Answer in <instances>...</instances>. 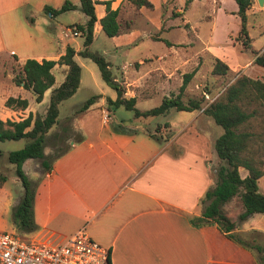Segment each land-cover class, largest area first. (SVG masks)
I'll use <instances>...</instances> for the list:
<instances>
[{"label":"rangeland","instance_id":"374dc122","mask_svg":"<svg viewBox=\"0 0 264 264\" xmlns=\"http://www.w3.org/2000/svg\"><path fill=\"white\" fill-rule=\"evenodd\" d=\"M148 1L152 8L137 9L126 0L115 1L114 5L118 7L116 19L120 24L118 34L113 37L106 36L98 22H95L92 40L87 45L90 52L103 57L112 77L118 83L125 88V77L130 83L128 86L130 91H134L139 100L146 98L144 103L135 105L137 108L156 106L163 96L177 93L182 74L194 67L198 72L186 83L181 100L186 102L190 98H200L201 108L219 97L225 86L238 74L251 78L263 77L264 81V74L259 72L264 68H259L260 66L253 64L251 60L255 52H260L264 48V0L262 4L252 0V4L245 11L251 52L244 51L235 37L239 20L235 11H232L236 9L233 0H191L186 7L185 0ZM96 2L95 14L100 16L103 13V5L100 4L101 0ZM60 4L57 1L41 3L25 1L8 14L0 15V119L3 121L19 120L25 116L22 109L4 106L3 102L7 96H15L19 94L18 92L24 96L31 95L28 90L14 85L12 78L19 71L20 62L12 58L6 49L11 48L13 53L23 56L28 47L26 37H30L35 41L33 43L35 51L40 50L41 53H45L47 59L53 60L58 53H63L66 45L74 49L83 47V36L80 32L76 36H63L62 33L64 28L74 27L71 25L86 19L78 8L53 17L43 10L44 5L57 8ZM33 19L35 25L32 23ZM214 57L223 60L232 69L229 68L225 75L212 74ZM73 59L80 66V84L70 97L59 102L57 123L45 134L43 152L48 163L66 150L67 141L76 140L80 136L78 131L70 128V121L76 114V108L90 95H98L99 99L96 100L102 99L101 107L107 108L105 98L115 95V91L101 79L96 64L89 58L76 54ZM160 63H163V66L155 69ZM66 69L65 65L58 63L52 67L51 73L54 76L52 87H56L63 80ZM48 94L49 91L44 97L46 103ZM212 97L213 99L209 101ZM30 102L33 112L42 116L46 105H36L32 100ZM96 110L98 109L94 108L92 111ZM112 110H115L114 114L117 117L129 118L128 125L131 128L137 125L138 130L153 133L161 138L165 135L170 137L172 135L170 127L177 130L183 122L182 118L187 115L184 111H174L168 115L135 118L132 111L122 106ZM105 114L106 117L103 119L108 121L112 119L110 113ZM166 121L170 123V127L164 125ZM250 121L253 130L264 131V121L261 117H253ZM216 127L221 132V128L218 125ZM187 132L181 138L187 137ZM27 141L25 138L0 141V177L3 176L5 179L0 180V231L15 236L20 232L16 231L12 221V208L22 193V187L14 173L13 165L6 159V154L8 151L21 148ZM215 165L216 158L210 164V170ZM22 169L27 178L31 179V185H35L43 171L38 159L25 160ZM259 187L264 193V177L259 180ZM206 203L207 201H204L201 207ZM221 207L234 223V229L230 232L234 237L249 245L255 243L264 249V213H254L239 220L238 214L242 207L236 197ZM250 250L256 257L259 255L254 249Z\"/></svg>","mask_w":264,"mask_h":264},{"label":"crops","instance_id":"0c3cea01","mask_svg":"<svg viewBox=\"0 0 264 264\" xmlns=\"http://www.w3.org/2000/svg\"><path fill=\"white\" fill-rule=\"evenodd\" d=\"M25 1H69L78 6V0H0V15L8 14ZM115 1L110 0L111 8H115ZM102 15L95 14V22ZM32 23L35 25L34 19ZM34 42L26 37L28 47L23 56L13 53L11 48L6 50L20 63L26 58L47 59L45 53L35 51ZM159 66L155 69L163 63ZM192 70L197 74L196 67ZM259 72L264 74V69ZM262 78L258 79L263 81ZM124 83V97H134V106L144 103L146 98L139 100L128 88L130 83L125 77ZM50 88L44 91L40 102H35L30 92L29 96L18 92L27 100L22 109L25 116L29 112L35 114L31 100L36 105H47L44 97ZM101 103L102 99L95 100L72 117L70 128L80 136L67 141L66 150L52 159L49 171L42 173L35 183L32 212L37 229L17 235L61 243L83 227L91 239L107 249L106 264H258L249 249L227 238L215 225L191 222L203 208L204 192L214 183L210 170L215 159L212 142L221 133L202 112L204 107L184 111L187 115L177 130L166 121L172 135L154 139L138 130L137 125L131 128L129 118L115 116V110L102 108ZM94 108L98 110L92 111ZM174 111L169 109L165 114ZM105 113H110L112 119H103ZM114 124L128 131L115 132ZM186 131L187 137L181 138ZM238 172L241 177L246 174L241 167ZM263 177L264 174L257 180L259 192V180Z\"/></svg>","mask_w":264,"mask_h":264},{"label":"trees","instance_id":"16d2710c","mask_svg":"<svg viewBox=\"0 0 264 264\" xmlns=\"http://www.w3.org/2000/svg\"><path fill=\"white\" fill-rule=\"evenodd\" d=\"M126 1L137 9L142 6L152 8V4L148 0ZM190 1L185 0L184 7ZM233 1L236 4L235 14L239 20L235 37L244 51L251 52L245 11L252 4V0ZM95 3L94 0H78V6L69 1L62 2L57 8L44 5V12L49 13L51 17L75 8H78L86 16L83 23L71 25L82 34L83 47L75 52L72 47L66 45L64 52L56 60L41 59L37 61L33 58H26L19 64V71L12 78L15 86H21L24 90H28L34 101L40 102L44 91L50 88L54 82L51 68L56 63L67 67L63 80L56 87L50 88L47 105L42 116L32 115L29 112L19 120L5 119L3 121L0 119V141L19 138L28 140L21 148L8 151L6 154V159L13 165L14 173L22 187V193L12 208V221L16 231L20 233H29L37 229L32 212L35 185H31V181L22 169V164L26 159H38L43 167L42 173L48 172L50 169V163L46 161L43 152V143L46 132L56 123L57 105L60 101L70 97L78 87L80 66L73 59L75 53L89 58L96 64L101 79L115 91L114 99L105 98L106 107L110 110L122 106L124 109L132 111L133 116L137 118L164 115L169 109L192 111L201 108L200 98H190L186 102L181 100V94L194 70L183 73L177 93L163 96L156 106L139 110L134 106V97L125 98L123 96L124 87L112 77L103 57L87 49V45L92 40V28L96 21ZM100 3L103 4L104 10V14L98 19L102 32L109 37L117 35L120 29V24L116 19L118 7L111 8L110 0H103ZM10 56L16 58L13 54ZM252 63L264 68V48L260 52L254 53ZM228 71L229 67L226 63L218 58L213 59L212 74L225 75ZM97 98L98 95L87 97L76 108L75 113L87 109ZM3 104L10 109H24L27 106V100L18 95H10L5 98ZM202 112L221 128V133L212 142L216 158V165L211 170L214 183L203 194L201 201H207V203L198 216L192 217L191 222L195 225H215L227 238L238 245L249 250L254 249L259 254L257 257L255 256L256 262L264 264V249L255 243L249 245L234 237L229 232L234 229V223L226 216L221 207L236 197L242 207V211L238 214L239 220H243L247 215L253 213H264V194L259 192L257 187L258 178L264 174V131L253 130L250 121L251 118L257 116L264 121V82L258 78L238 74L232 82L225 86L222 94L209 102ZM164 125L168 126V123L164 122ZM112 130L115 132L128 131L120 124L112 125ZM148 135L154 139H162L153 133H148ZM167 137L165 135L164 138ZM238 167L246 171L243 177L239 175ZM0 180L5 179L1 176Z\"/></svg>","mask_w":264,"mask_h":264},{"label":"built area","instance_id":"2783aa9c","mask_svg":"<svg viewBox=\"0 0 264 264\" xmlns=\"http://www.w3.org/2000/svg\"><path fill=\"white\" fill-rule=\"evenodd\" d=\"M62 31L63 36L78 35L74 27ZM107 259V249L91 239L83 227L61 243L0 231V264H106Z\"/></svg>","mask_w":264,"mask_h":264},{"label":"water","instance_id":"95a60500","mask_svg":"<svg viewBox=\"0 0 264 264\" xmlns=\"http://www.w3.org/2000/svg\"><path fill=\"white\" fill-rule=\"evenodd\" d=\"M258 4H262V0H256Z\"/></svg>","mask_w":264,"mask_h":264}]
</instances>
